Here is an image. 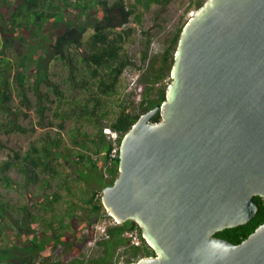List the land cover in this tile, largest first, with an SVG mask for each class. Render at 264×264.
<instances>
[{
	"label": "trees",
	"instance_id": "trees-1",
	"mask_svg": "<svg viewBox=\"0 0 264 264\" xmlns=\"http://www.w3.org/2000/svg\"><path fill=\"white\" fill-rule=\"evenodd\" d=\"M206 1L0 0V131L8 135L46 130L40 143H30L26 154L15 152V160L0 166V179L7 188L21 185L8 174L12 168L23 175L28 190L40 182L37 194L31 192L37 200L32 204L14 203L0 193V264H119L156 255L134 220L109 225L107 235L96 240L94 252L90 256L84 253L95 237V225L111 219L100 195L119 176V159L108 166L110 143L103 128L109 126L123 136L142 114L166 100L174 55L188 21L180 16L171 23L162 54L156 61L150 59L139 79L144 89L135 104L133 94L122 89L121 79L127 67H135L128 48L136 42L143 12L151 14L152 23L158 24L159 19L166 23L178 11L177 4L182 2L187 13ZM82 14L87 15L85 21ZM142 33L146 42L141 61L146 62L151 35L146 29ZM58 62L69 72L63 81L72 90H83L86 99L68 98L53 80L52 67ZM21 117L28 119L26 125ZM72 118L76 120L72 139L79 145L78 152L65 146L60 134L50 133L54 126L63 129ZM160 120V113L152 118L153 122ZM89 128L98 133L92 136L86 131ZM101 154L104 160L93 158ZM71 169L83 178V189H75L78 183L72 181ZM96 173L102 175L96 177ZM104 175L108 178L102 180ZM97 181L99 186L94 189ZM254 201L258 212L248 223L215 236L235 244L247 239L264 223V199L255 196ZM82 220L84 226L76 227ZM134 229L140 232V246L132 245L126 236ZM59 246L69 254L68 259L52 254Z\"/></svg>",
	"mask_w": 264,
	"mask_h": 264
},
{
	"label": "water",
	"instance_id": "water-1",
	"mask_svg": "<svg viewBox=\"0 0 264 264\" xmlns=\"http://www.w3.org/2000/svg\"><path fill=\"white\" fill-rule=\"evenodd\" d=\"M160 113L161 120L152 118ZM264 0H207L181 32L166 100L122 139L102 203L134 220L155 256L119 264H264Z\"/></svg>",
	"mask_w": 264,
	"mask_h": 264
},
{
	"label": "rangeland",
	"instance_id": "rangeland-1",
	"mask_svg": "<svg viewBox=\"0 0 264 264\" xmlns=\"http://www.w3.org/2000/svg\"><path fill=\"white\" fill-rule=\"evenodd\" d=\"M8 2H15L16 0H6ZM132 0H127V3L130 4ZM1 4H6V3H1ZM179 9L177 12L171 14V18L169 19L168 22H161L159 19L157 21L158 24L152 23L151 21V14L148 12H143V22L141 25H137L136 27V42L132 46L128 48L129 55L131 56L133 63L135 64V67H127L126 70L123 73L122 79H121V84L123 86V90L125 88L126 94L132 93L133 98L135 101V104L139 103L141 100V95L144 89V84L139 83V79L142 77V75L146 72L148 69L150 63H151V58L153 61H156L155 58H157L159 55L162 54L164 50V36L167 33L168 28L170 27L171 23H173L175 20H178L180 16H184V19L186 21H189L191 18V13L194 11L196 12L195 8L192 7L188 10L187 13H185V8L186 6L183 5V3L177 4ZM155 7V6H154ZM140 12H142V8H140ZM81 18L83 21L87 18L86 14H82ZM136 20V19H133ZM78 21V20H76ZM134 22L131 23L129 26H133ZM162 25V26H161ZM148 30L150 32V40L151 44L149 46V59L146 62L141 61V56L143 54V51L145 49V37L142 33V30ZM51 31V30H50ZM53 31V30H52ZM158 61V59H157ZM142 68V70L138 69ZM140 70V71H139ZM34 70L32 69V72ZM59 72V73H58ZM52 78L55 82H58L61 85L62 90L64 91L65 95L71 99V96L78 97V98H83L86 99L87 96H84V91L83 90H72L70 87V84L68 82H64V79H67L69 76V72L67 71L66 68L63 67L61 62L55 63L52 67ZM58 73V75H57ZM73 92H71V91ZM72 93V94H70ZM17 103V101H16ZM111 117L105 118L103 120L104 125H106ZM61 120H55L54 122L57 124ZM75 118L68 119L65 122V126L63 129H60L57 126H54L53 128L50 129L51 135L55 134H60V136L63 138L65 142V146H68L72 152H78L80 151L79 145L75 144L72 139V130L75 127ZM21 123L26 125L28 123V119L22 118L21 117ZM89 134L94 136L93 134H97L98 131L94 130L92 128H89L86 130ZM46 130H43L41 128H37L35 132H29L27 134H5L2 131H0V166L7 161V160H15L14 159V153L19 152V154L24 155L26 152L29 150L30 143L32 141L36 142H41L40 139L41 137L45 136ZM76 135H79V133H75ZM98 161L104 160V154L99 155L98 157H94ZM8 174L12 179L15 181L21 183L19 186H15L13 188H7L4 184V182L0 179V193L4 194L7 197H10L12 202H18V203H34L36 202V198H33V194H37L39 190V184L40 182L34 183L35 185L31 187L29 190L28 188L23 185V175L16 169L12 168ZM108 178L107 175H104L103 179ZM32 192V193H31ZM50 192V191H48ZM101 193V191H100ZM102 196V193H101ZM83 221V220H82ZM77 222L76 227L80 228L83 227V222ZM112 220L107 218L104 219L103 221L99 222L98 224L95 225V233H97V226L99 225H112L111 224ZM85 229V228H84ZM100 236H95L92 241H90L86 247H84V253L87 256H90L94 252V244L97 239H99ZM14 242H19L18 239L14 240ZM52 254L57 257V258H63V259H68L69 254L65 253L64 247L59 246L55 248L52 251Z\"/></svg>",
	"mask_w": 264,
	"mask_h": 264
},
{
	"label": "built area",
	"instance_id": "built-area-1",
	"mask_svg": "<svg viewBox=\"0 0 264 264\" xmlns=\"http://www.w3.org/2000/svg\"><path fill=\"white\" fill-rule=\"evenodd\" d=\"M194 13H195L194 11L191 13V17L194 15ZM103 133L105 134L106 138L108 139V141L110 143V150L108 153V166H109L112 163H114L117 159L120 158L121 143H122V139L125 135L122 136L121 133L113 130L109 126H106L103 128ZM108 215L111 217V220H112L111 224L119 225L122 223L119 220H117L116 218H114L113 216H111L109 213H108ZM107 227L108 226H106L105 224L97 226V233L95 234V236H100V237L106 236L107 235V232H106ZM126 236L129 238L132 245H135V246L141 245L142 241H141L140 232L138 231V229H134V230L130 231L129 233H127Z\"/></svg>",
	"mask_w": 264,
	"mask_h": 264
},
{
	"label": "crops",
	"instance_id": "crops-1",
	"mask_svg": "<svg viewBox=\"0 0 264 264\" xmlns=\"http://www.w3.org/2000/svg\"><path fill=\"white\" fill-rule=\"evenodd\" d=\"M66 170V173H69L68 171H69V169H65ZM73 172H74V174L71 176L72 178V181H75L76 183H78V185H76L75 186V189L76 190H79V189H83L85 186H84V180H83V178H81V177H79L77 174H76V170L75 169H71ZM70 174V173H69ZM101 176L102 174H100V173H96L94 176H96V177H98V176ZM98 179H100V178H98ZM101 179L102 180H105V179H103V177H101ZM98 183H96V186L94 187V189H97V187L99 186V181H97ZM64 194L66 193V191L65 190H61ZM83 222V221H82Z\"/></svg>",
	"mask_w": 264,
	"mask_h": 264
},
{
	"label": "bare ground",
	"instance_id": "bare-ground-1",
	"mask_svg": "<svg viewBox=\"0 0 264 264\" xmlns=\"http://www.w3.org/2000/svg\"><path fill=\"white\" fill-rule=\"evenodd\" d=\"M86 228V227H85ZM143 259V258H142Z\"/></svg>",
	"mask_w": 264,
	"mask_h": 264
},
{
	"label": "clouds",
	"instance_id": "clouds-1",
	"mask_svg": "<svg viewBox=\"0 0 264 264\" xmlns=\"http://www.w3.org/2000/svg\"><path fill=\"white\" fill-rule=\"evenodd\" d=\"M103 195V194H102ZM107 211V210H106Z\"/></svg>",
	"mask_w": 264,
	"mask_h": 264
}]
</instances>
